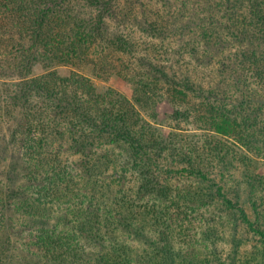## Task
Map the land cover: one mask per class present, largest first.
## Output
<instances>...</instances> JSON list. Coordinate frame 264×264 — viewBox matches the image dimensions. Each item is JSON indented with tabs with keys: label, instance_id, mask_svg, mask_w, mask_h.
Listing matches in <instances>:
<instances>
[{
	"label": "trees",
	"instance_id": "obj_1",
	"mask_svg": "<svg viewBox=\"0 0 264 264\" xmlns=\"http://www.w3.org/2000/svg\"><path fill=\"white\" fill-rule=\"evenodd\" d=\"M0 79L29 255L264 264V0H0Z\"/></svg>",
	"mask_w": 264,
	"mask_h": 264
},
{
	"label": "rangeland",
	"instance_id": "obj_2",
	"mask_svg": "<svg viewBox=\"0 0 264 264\" xmlns=\"http://www.w3.org/2000/svg\"><path fill=\"white\" fill-rule=\"evenodd\" d=\"M71 69H73V67H63L60 72L62 75H65ZM38 71L39 67H35L34 73ZM85 71L86 76L90 78L93 84H99L100 79L94 76L91 70L86 69ZM3 81V79H0V88L3 86ZM106 84L113 88L121 98L131 99L133 89L132 85L125 83L119 77H110ZM165 111L167 112L166 115L168 116V110ZM166 115L162 118H159L156 125L160 126L161 128H165L168 123V118H166ZM260 164L262 168H264V160L260 162ZM6 170L7 161L5 162L4 159L0 158V183L3 182L4 173ZM7 216H10V214L8 213ZM16 217L17 215L14 216L15 221L17 219ZM26 232H28V230L24 229L23 227H17L16 222L12 228H6L3 232H0V264H46L45 258L37 260L33 255H29L27 253L28 246L25 241V238L27 237V235H25Z\"/></svg>",
	"mask_w": 264,
	"mask_h": 264
}]
</instances>
